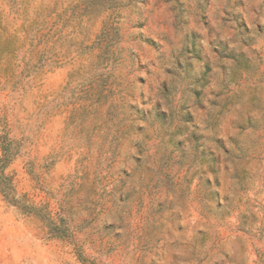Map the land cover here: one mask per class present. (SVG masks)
<instances>
[{"label":"rangeland","instance_id":"obj_1","mask_svg":"<svg viewBox=\"0 0 264 264\" xmlns=\"http://www.w3.org/2000/svg\"><path fill=\"white\" fill-rule=\"evenodd\" d=\"M0 264H264V0H0Z\"/></svg>","mask_w":264,"mask_h":264}]
</instances>
